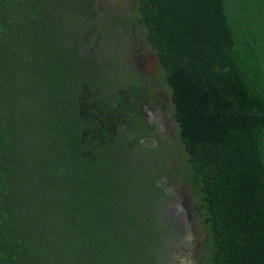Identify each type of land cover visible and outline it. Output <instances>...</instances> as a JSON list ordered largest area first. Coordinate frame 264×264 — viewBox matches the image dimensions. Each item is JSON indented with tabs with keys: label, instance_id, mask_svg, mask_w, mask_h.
<instances>
[{
	"label": "trees",
	"instance_id": "16d2710c",
	"mask_svg": "<svg viewBox=\"0 0 264 264\" xmlns=\"http://www.w3.org/2000/svg\"><path fill=\"white\" fill-rule=\"evenodd\" d=\"M133 1L0 0V264H264V0Z\"/></svg>",
	"mask_w": 264,
	"mask_h": 264
},
{
	"label": "rangeland",
	"instance_id": "374dc122",
	"mask_svg": "<svg viewBox=\"0 0 264 264\" xmlns=\"http://www.w3.org/2000/svg\"><path fill=\"white\" fill-rule=\"evenodd\" d=\"M112 3V6L117 9V10H128L129 8L132 7V2L130 0H109ZM134 3V2H133ZM140 40V39H139ZM133 50L136 52V56H139L140 52L138 51L139 48V42L136 44L135 42L132 45ZM132 49V48H131ZM149 49L145 46L143 49V52L148 53ZM141 56V55H140ZM134 58V63L135 65L137 64V68L144 72V69L142 67L141 61L139 59L135 60ZM148 63L150 66L155 65V61L153 57H149L147 59ZM157 65V64H156ZM154 68V67H153ZM156 69V67H155ZM141 72V73H143ZM181 193V192H179ZM178 194V193H177ZM181 207V210H180ZM176 213H181V216L183 215L185 220L184 224L187 227V230L190 232V237H191V243H193L194 240L199 236L200 238L203 237V232L201 231V223L199 222L198 215L196 212L193 210V208L190 206L188 198L184 197L182 194V198L180 199V203L175 206V211Z\"/></svg>",
	"mask_w": 264,
	"mask_h": 264
},
{
	"label": "flooded vegetation",
	"instance_id": "af4514ba",
	"mask_svg": "<svg viewBox=\"0 0 264 264\" xmlns=\"http://www.w3.org/2000/svg\"><path fill=\"white\" fill-rule=\"evenodd\" d=\"M100 1V3L101 4H103V3H106L107 4V6H108V8L113 12V13H118V14H121V13H127V12H131V13H133L134 12V1L133 0H130L131 2H132V7L131 8H129L128 10H117V9H115L113 6H112V3H111V1H109V0H99ZM137 43H138V41H137ZM147 47V43H146V41H141V40H139V48H138V51H142V52H140V54H139V56H137L135 59H139L140 61H141V64H142V67H143V69H144V72H143V70L142 71H140V72H143L144 74H146V75H148L149 77L151 76V78H152V82H154V84H155V86L156 87H158L159 89H160V85L157 83V80L156 79H154V77H155V67H157V63L158 62H156L155 63V65L154 66H150L149 65V63H148V61H147V59L151 56V55H153V52L149 49V51H148V53H146V52H143V49H144V47ZM141 55V56H140ZM151 57H155V56H151ZM156 58V57H155ZM155 58H154V60H155ZM154 67V68H153ZM185 192H186V190H184ZM184 194V193H183ZM185 195V194H184Z\"/></svg>",
	"mask_w": 264,
	"mask_h": 264
},
{
	"label": "water",
	"instance_id": "95a60500",
	"mask_svg": "<svg viewBox=\"0 0 264 264\" xmlns=\"http://www.w3.org/2000/svg\"><path fill=\"white\" fill-rule=\"evenodd\" d=\"M151 56H155L154 54L153 55H151ZM155 58V57H154ZM155 62H158V60H157V58H155V60H154ZM185 190H186V192H187V188H185ZM197 214V213H196Z\"/></svg>",
	"mask_w": 264,
	"mask_h": 264
}]
</instances>
